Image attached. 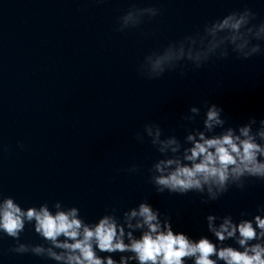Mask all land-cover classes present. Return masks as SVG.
Listing matches in <instances>:
<instances>
[{
	"label": "clouds",
	"instance_id": "obj_1",
	"mask_svg": "<svg viewBox=\"0 0 264 264\" xmlns=\"http://www.w3.org/2000/svg\"><path fill=\"white\" fill-rule=\"evenodd\" d=\"M158 14L154 7L133 6L119 17L117 30L136 28L145 17ZM253 20L255 13L248 8L232 11L205 24L202 32L149 53L138 71L152 80L183 67L181 62L199 69L213 57L226 58L229 47L238 58L249 59L262 52L259 42L264 41V22L255 24ZM204 106L203 127L188 130L183 143L175 135L165 136L156 122L145 123L143 132L136 134L140 143L149 138L162 157L149 169V182L157 193L183 196L194 192L207 204L219 200L233 186L243 190L251 179L264 181V119L258 127L255 117L226 127L221 106L208 101ZM200 114L199 107L191 106L182 120L194 122ZM139 170L137 165L127 169L129 173ZM257 211L252 219L241 212L238 221L230 214H208L207 232L215 237L214 242L207 235L193 239L176 231L171 217L148 201L139 202L122 216L113 210L88 222L79 208L60 201L51 208L45 202L25 209L13 197L0 194V233L15 241L11 252L31 253L56 264H186L188 260L192 264H264V207ZM26 224L33 225L47 246L20 241ZM229 240L238 247L226 244ZM116 253L121 254L118 260L113 258Z\"/></svg>",
	"mask_w": 264,
	"mask_h": 264
}]
</instances>
